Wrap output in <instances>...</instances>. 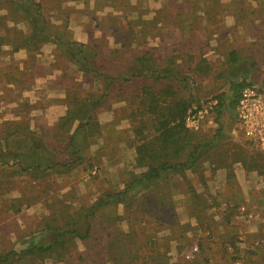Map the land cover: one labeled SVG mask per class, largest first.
<instances>
[{"label":"rangeland","instance_id":"obj_1","mask_svg":"<svg viewBox=\"0 0 264 264\" xmlns=\"http://www.w3.org/2000/svg\"><path fill=\"white\" fill-rule=\"evenodd\" d=\"M35 1L52 30L86 45L110 78L126 74L136 57L149 65L174 63L190 96L188 111L195 112L186 126L206 144L195 168L165 174L97 209L90 235L65 244V262L52 257L43 264H264L263 150L245 137L236 112L245 87L264 96V0ZM29 31L0 0V154H24L30 138L64 162L62 150L78 126L68 110L87 96L105 99L93 111L96 125L77 138L87 144L85 164L41 177L0 164V252L11 235L35 231L46 219L65 220L100 194L122 189L144 170L134 163L136 133L151 132L138 115L141 86L151 79H115L104 89V81L82 72L53 43L38 50L21 45V33ZM233 49L244 60L237 66L228 62ZM238 158L260 178H234ZM211 164L223 165L228 176H215ZM18 205V213L8 209ZM31 261L16 264H38Z\"/></svg>","mask_w":264,"mask_h":264},{"label":"trees","instance_id":"obj_2","mask_svg":"<svg viewBox=\"0 0 264 264\" xmlns=\"http://www.w3.org/2000/svg\"><path fill=\"white\" fill-rule=\"evenodd\" d=\"M3 1L13 14L22 16L29 24V33L27 35L21 33V45L38 50L39 45L47 41L53 43L57 50L69 61L75 63L82 72L104 81V89L107 90L110 83L117 79L124 82L139 78L152 80L150 84L141 86L143 108L138 113L149 120L151 132L146 130L140 134L136 133V141L133 145L134 163L138 167H143L144 170L138 174L133 173L122 189L100 194L90 205L80 206L67 214L65 220L46 219L39 229L15 235V239L10 242L5 252H0V264H16L22 257H29L31 262L37 261L38 264H43L48 258L65 262L64 253L67 250L65 244L73 238L86 239L90 235L91 217H94L97 209L122 201L124 194L136 187L147 188L150 182L163 178L165 174L181 175L186 170L195 168L200 156L199 152L204 144L201 145L199 141H196L194 132L185 124L186 113L191 106L190 96L184 93L181 81L176 80L174 63L166 62L162 66L149 65L148 62L143 64L144 58L136 57L126 74L110 78L95 66L92 61L94 55L86 45L66 37L64 31L52 30L51 24L42 13L40 2ZM227 55L228 62H232L235 66L239 65V62H244L234 49ZM241 72H245L244 69ZM104 97L105 95L101 94L93 100L87 96L82 101L77 100L68 110L67 119L77 120L78 126L69 136L68 143L62 150L65 154L64 162L56 160L42 143L34 145L28 138L29 142L25 144L24 154L5 150L3 154H0V164H7L9 168L16 167L21 174L36 173L38 177L49 170L58 172L65 165L75 167L85 164L87 144L77 138L79 134L87 130L86 128L96 125L93 111L98 103L105 99ZM236 160L248 168L245 159ZM20 207V205L14 208L11 206L8 209L18 213Z\"/></svg>","mask_w":264,"mask_h":264},{"label":"built area","instance_id":"obj_3","mask_svg":"<svg viewBox=\"0 0 264 264\" xmlns=\"http://www.w3.org/2000/svg\"><path fill=\"white\" fill-rule=\"evenodd\" d=\"M237 118L245 137L254 141L264 151V96L254 88L245 87L236 103ZM194 111L186 113L185 124L195 122ZM241 214L251 218L244 206L239 207ZM197 251L194 246L192 253Z\"/></svg>","mask_w":264,"mask_h":264},{"label":"crops","instance_id":"obj_4","mask_svg":"<svg viewBox=\"0 0 264 264\" xmlns=\"http://www.w3.org/2000/svg\"><path fill=\"white\" fill-rule=\"evenodd\" d=\"M241 80H245L244 76L241 77ZM215 130L218 131V128H216ZM202 144H204L203 147L206 146L205 143H201V145ZM262 153H263L262 154L263 156H261V157L264 159V152L262 151ZM257 161L259 162V160H257ZM262 162L264 163V161H262ZM210 163H212V162H210ZM210 167L214 168L213 174L215 176H217L218 178H220V177L225 178L226 176H228V172L226 174V169L223 167V165L217 166L216 164H211ZM257 172L258 171L255 169L245 168L244 165L240 161L235 160L234 163L232 164V168H231L230 173H231V175H233L234 178H237V179L245 178V179H248V181H250V179L254 178L257 175ZM223 176H225V177H223ZM256 177H257V179H259L260 174L257 175ZM263 178H264V176H263ZM250 189H253V187L250 186ZM14 239H15L14 236L11 235L10 240L13 241Z\"/></svg>","mask_w":264,"mask_h":264}]
</instances>
